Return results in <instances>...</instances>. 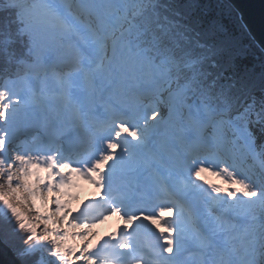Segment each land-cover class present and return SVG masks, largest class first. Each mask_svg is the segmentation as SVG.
Listing matches in <instances>:
<instances>
[{
	"label": "snow or ice",
	"instance_id": "snow-or-ice-1",
	"mask_svg": "<svg viewBox=\"0 0 264 264\" xmlns=\"http://www.w3.org/2000/svg\"><path fill=\"white\" fill-rule=\"evenodd\" d=\"M0 8L15 12L0 20V200L29 239L51 235L61 264H264V104L222 89L159 0ZM77 180L96 189L68 221L84 230L78 249L62 247L59 228L71 212L60 197ZM22 193L62 213L37 217L54 225L44 236L10 203ZM113 216L120 223L94 245L91 229ZM0 244L14 249L7 224ZM33 254L21 250L16 264Z\"/></svg>",
	"mask_w": 264,
	"mask_h": 264
},
{
	"label": "trees",
	"instance_id": "trees-1",
	"mask_svg": "<svg viewBox=\"0 0 264 264\" xmlns=\"http://www.w3.org/2000/svg\"><path fill=\"white\" fill-rule=\"evenodd\" d=\"M159 11L200 42L198 51H203L206 57L205 70L222 89L238 99L246 96L257 100L260 92L264 100V50L247 32L238 12L227 0H159ZM14 17L13 10L0 8V20ZM24 47L25 41L21 39L15 44L16 55L24 54ZM4 66L5 60L0 55V71ZM10 217L0 212V224L9 226L12 251L17 255L25 249L23 245L28 239L26 232L15 230L16 222ZM36 263L34 252L27 264Z\"/></svg>",
	"mask_w": 264,
	"mask_h": 264
},
{
	"label": "bare ground",
	"instance_id": "bare-ground-1",
	"mask_svg": "<svg viewBox=\"0 0 264 264\" xmlns=\"http://www.w3.org/2000/svg\"><path fill=\"white\" fill-rule=\"evenodd\" d=\"M17 143H19V141H17ZM16 145L14 144L12 146V148L15 149ZM15 154V153H14ZM33 155H36V153H33ZM9 157H14V155H10L8 154ZM41 163H43V161H41ZM7 168V165L5 166ZM18 170V165L16 167H13L11 169V171L16 172ZM55 171V170H54ZM208 179L212 180L214 182V177L212 176H208ZM4 180H6V177L0 178V184H3ZM57 180H59V177H57ZM77 187H79L78 189H83L82 193H77L76 195H69V197H67L66 199L69 200L70 198H74L75 199H85V198H90L92 196H94L96 194V189L94 186L88 184L86 181L84 180H77L76 181ZM92 188L91 190H89L88 188ZM2 191H7V189H1ZM27 193H22L24 200L23 201H19L16 199V197L14 196H9L11 197L14 202L16 200V202L18 203L20 209H17L19 212L22 213V215L25 217V222L26 223H31L33 227L36 228L37 230V234L39 236H44L45 235V228L51 229L54 227L53 224H51L50 222H47V225L44 223V220H40L37 219L38 216H48V215H52L53 219L57 218V215H62V213L60 214H56L54 215V209H55V205H51L47 200H45L44 202V207H39L40 205V199L39 197L34 198L30 197L31 200L29 201V197L26 196ZM58 193H54L53 195H57ZM75 194V193H72ZM45 195L47 196V193H45ZM62 202H65L66 199H62L60 197ZM27 200V201H26ZM88 202V201H87ZM18 208V207H17ZM39 208V210H37ZM66 208L67 209H71V212L69 213L68 216V220L61 223L59 225V228L61 231H67L68 235H69V239L67 241L62 242V247H66V246H74L77 249L79 247H82L83 245L81 244V241L79 239V237H77L76 235H74V233H79L84 231L82 228H70L68 227V221L73 220L74 217H79L82 209H78L77 207H75L74 205H68L66 203ZM81 222H89L88 219L85 220H81V219H77L76 223H81ZM120 223V221L118 220L117 217H109V219L107 221H105L103 224H97L94 228L91 229L92 233H95L96 235L94 237H89L92 240V243L95 245L97 243V241H101L102 237H106L107 233L109 232V229L113 226L117 227V224ZM28 234V233H27ZM53 237L51 235H49V238L47 241L44 240H31V242H33L37 249L38 252L41 254V252L43 254H45V260L48 262V264H61V262L59 261V259L57 257H55L52 254V246L50 244V240ZM79 253L78 251L74 254L73 259H75V256H78ZM77 264H79V261H77Z\"/></svg>",
	"mask_w": 264,
	"mask_h": 264
},
{
	"label": "water",
	"instance_id": "water-1",
	"mask_svg": "<svg viewBox=\"0 0 264 264\" xmlns=\"http://www.w3.org/2000/svg\"><path fill=\"white\" fill-rule=\"evenodd\" d=\"M238 11L253 39L264 50V0H228ZM0 264H16L12 251L0 244Z\"/></svg>",
	"mask_w": 264,
	"mask_h": 264
},
{
	"label": "rangeland",
	"instance_id": "rangeland-1",
	"mask_svg": "<svg viewBox=\"0 0 264 264\" xmlns=\"http://www.w3.org/2000/svg\"><path fill=\"white\" fill-rule=\"evenodd\" d=\"M232 5V4H231ZM233 6V5H232ZM234 7V6H233ZM235 9V8H234ZM236 10V9H235ZM237 11V10H236ZM238 12V11H237ZM15 13V12H14ZM239 14V13H238ZM239 18H240V21H241V23H242V25L246 28V30H247V32H249V30H248V28L246 27V25L244 24V22L242 21V19H241V16L239 15ZM250 33V32H249ZM251 34V33H250ZM24 49H25V47H24ZM23 49V50H24ZM0 90H3V88H2V82H0ZM257 94V93H256ZM258 95V99L257 100H254L252 97H247V98H245L243 101H244V103L245 102H256L257 104H264V100L262 99V97H261V94H260V92L257 94ZM19 167V166H18ZM3 182H5V180L3 181ZM214 182L215 183H217V184H219V183H221V181L220 180H218L217 178H214ZM77 185V184H76ZM89 190H91L92 188H88ZM68 192H69V195H76L77 193H82L83 192V189H78V187L76 186L75 188H72V189H68L67 190ZM0 192H3L1 189H0ZM72 193H75V194H72ZM69 195L68 196H61V198L62 199H66L67 197H69ZM26 196L27 197H29L28 199H29V201L31 200V196H29V195H27L26 194ZM74 197V196H73ZM70 198L69 200H67L66 199V202H67V204L68 205H74L75 207H79V200L78 199H75L74 200V198ZM9 201H10V203L13 205V207H18V208H16V209H20V207H19V205H18V203L16 202V200H15V202H14V200L11 198V197H9ZM27 201V200H26ZM3 202V201H2ZM18 211V210H17ZM0 212L1 213H3V214H7V215H10V216H12L11 215V211L8 209V208H6L5 206H4V208L3 209H1L0 210ZM54 215H56L55 214V209H54ZM10 218H12V222H15V220H14V218L13 217H10ZM43 221V220H42ZM44 223L47 225V222L46 221H44ZM17 226V225H16ZM17 229H19V228H16L15 227V230H17ZM20 230V229H19ZM109 231H112L111 229H109ZM25 232V231H24ZM27 237H28V235H26ZM21 246V245H20ZM19 246V247H20ZM32 246V245H31ZM33 247H35V246H32V248ZM21 248V247H20ZM17 253V252H16ZM17 255H18V253H17ZM45 258V254H43L42 252H41V254L40 255H38L37 256V260H40V261H42V263H44V264H48V262L44 259Z\"/></svg>",
	"mask_w": 264,
	"mask_h": 264
}]
</instances>
